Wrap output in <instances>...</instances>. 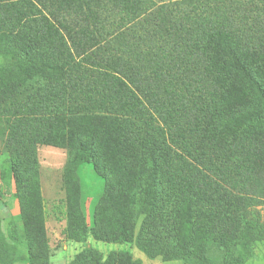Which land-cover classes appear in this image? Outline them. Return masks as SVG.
Wrapping results in <instances>:
<instances>
[{"label": "trees", "instance_id": "obj_1", "mask_svg": "<svg viewBox=\"0 0 264 264\" xmlns=\"http://www.w3.org/2000/svg\"><path fill=\"white\" fill-rule=\"evenodd\" d=\"M0 55L17 62L0 74V141L20 205L0 264H50L38 145L68 151V240L186 264L256 256L264 0H0ZM84 163L106 179L92 224ZM68 264L143 263L86 247Z\"/></svg>", "mask_w": 264, "mask_h": 264}, {"label": "rangeland", "instance_id": "obj_2", "mask_svg": "<svg viewBox=\"0 0 264 264\" xmlns=\"http://www.w3.org/2000/svg\"><path fill=\"white\" fill-rule=\"evenodd\" d=\"M159 3L170 0H155ZM24 58L21 61L25 63ZM17 62L0 55V74L3 70L14 69ZM30 69L29 64H25ZM3 125V124H1ZM251 153L252 148L246 147ZM7 142L0 141V225L7 233L12 220L20 222V205L17 197L15 180L6 170L5 160L8 158ZM37 157L40 166L41 183L44 199L47 234L50 238L52 256L50 264H68L77 253L89 247L104 256L111 252H129L143 264H186L179 260L166 261L162 257L149 258L140 251L133 241L106 242L89 237L86 242L68 240L65 235L67 225L66 193L64 188V170L68 162L67 149L53 145H38ZM82 185V204L89 224L106 185V179L97 174L92 163H84L79 167ZM264 215V204L258 206ZM139 227V224H138ZM256 256L244 264H264V240L255 245ZM14 264H25L17 261Z\"/></svg>", "mask_w": 264, "mask_h": 264}]
</instances>
